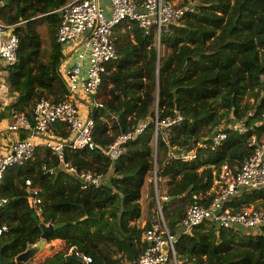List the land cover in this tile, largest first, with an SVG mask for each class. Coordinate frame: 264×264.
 Here are the masks:
<instances>
[{
  "label": "trees",
  "instance_id": "1",
  "mask_svg": "<svg viewBox=\"0 0 264 264\" xmlns=\"http://www.w3.org/2000/svg\"><path fill=\"white\" fill-rule=\"evenodd\" d=\"M71 1L1 0L3 23H26L15 28L19 62L5 68L10 92L17 96L8 105L0 103V122L19 115L32 120L43 99L69 100L61 75L65 54L56 32L58 11ZM178 5L195 10L162 32L165 55L155 36H145L137 24L117 28L119 56L103 76L97 97L103 108L89 110L94 141L102 148L145 122L147 130L115 162L99 150L65 151L64 161L77 172L102 175L101 188L83 190L78 176L49 150L36 149L27 166L7 170L0 183V199L9 200L1 216L8 232L0 237V264H21L16 258L40 242L42 225L49 224L64 225L48 243L61 240L65 247L41 264H86L68 260L72 247L91 258L90 264H134L147 247L146 231L158 220V201L176 238L178 264H264V228L222 229L207 223L188 234L181 229L193 196L212 189L214 174L253 155L248 136L255 132L259 143L264 141V0H180ZM42 22L48 31L44 41ZM156 114L160 121L177 114L184 121L169 140L160 132L155 149ZM243 120L251 131L241 136L229 126ZM219 129L228 133L222 147L198 149L192 162L176 158L199 143L210 144ZM56 130L64 140L70 137L66 125ZM43 167L56 173L44 174ZM27 178L42 193L40 217L29 206L23 188ZM144 196L147 217L141 227ZM231 206L264 209V188L243 190Z\"/></svg>",
  "mask_w": 264,
  "mask_h": 264
},
{
  "label": "built area",
  "instance_id": "2",
  "mask_svg": "<svg viewBox=\"0 0 264 264\" xmlns=\"http://www.w3.org/2000/svg\"><path fill=\"white\" fill-rule=\"evenodd\" d=\"M1 7L0 0V9ZM194 10L193 6L180 7L168 0H108L107 5L103 0H72L63 6L58 11L60 25L56 32V40L63 47L65 54L61 75L70 98L62 103L41 100L34 109L32 120L23 115L16 117V122L10 130L27 132L31 139L10 144L8 150L0 155V183L10 168L25 167L33 161L37 149L34 140L41 138L44 140V147L59 158L63 167L78 176L83 190L101 188L102 175L77 172L64 161L66 149L74 152L99 150L115 162L129 153L128 144L147 130L149 122L143 123L132 132L121 134L111 145L102 148L94 141V120L90 116L84 119L80 114L78 98L88 96L92 98L93 108H103L97 97L103 76L119 56L116 35L118 27L126 23H135L145 36L154 35L160 46L162 32ZM25 23L7 26L0 19V63L4 68L13 67L19 62V38L15 28ZM249 115L253 116L252 113ZM183 121L184 117L180 114L162 121L156 114L154 118L156 141L160 132H163L165 140H169L174 128L180 126ZM58 124L67 126L70 133L68 140L55 137ZM260 126L261 123L256 124L257 128ZM229 127L241 136L251 131L244 120ZM227 139V130L219 129L210 144L199 143L193 150L176 158L192 162L197 158L198 149L216 150L222 147ZM247 142L255 149L253 155L241 166L224 165L214 174L212 189L206 194L193 196L194 204L188 208L181 223L184 234L191 233L207 223L215 224L222 229L240 228L250 231L264 228V209L244 208L236 211L235 207L231 206L233 199L243 190L264 188V141L259 143V136L254 132L248 136ZM43 173L54 175L56 171L43 167ZM23 188L28 195L29 206L40 217L39 207L42 205L40 189L31 178L25 180ZM8 202V199H0V237L8 232V227L1 222L3 210ZM157 215L158 220L145 234L147 247L134 264H178L176 238L168 229L159 201ZM77 250V247H72L69 255L79 257L86 264L92 262L91 258L80 255Z\"/></svg>",
  "mask_w": 264,
  "mask_h": 264
},
{
  "label": "crops",
  "instance_id": "3",
  "mask_svg": "<svg viewBox=\"0 0 264 264\" xmlns=\"http://www.w3.org/2000/svg\"><path fill=\"white\" fill-rule=\"evenodd\" d=\"M103 2L106 5L108 4V0H103ZM0 69L5 72V68H4V66L1 63H0ZM8 91L1 90V92H0V103H2L4 105H8L11 102H14L15 99H16V96H17L13 92L9 91L10 98L7 99V98L3 97L2 94L5 93V95H6V93H8ZM6 97H8V96L6 95ZM91 103H92V98H90L88 96H82L81 98H78L77 105H78V107L80 109V114H81L82 118L85 119V118H87L89 116V114H90L89 110L92 107ZM15 122H16V118L12 119L10 117L8 119L4 120L3 122H0V155L8 150V147H9L10 144H12L14 142H17V141H23V140H30L31 139L30 134L27 133V132H24V131L13 132V131L10 130V127L12 125H14ZM55 137L58 138V139H63V137L58 133V130H56V129H55ZM34 142H35V144L37 146V150H42V151L47 150L44 147V140L43 139L36 138L34 140ZM54 241H61V240H54ZM60 251H58V252H60ZM54 255H51V256H54Z\"/></svg>",
  "mask_w": 264,
  "mask_h": 264
},
{
  "label": "rangeland",
  "instance_id": "4",
  "mask_svg": "<svg viewBox=\"0 0 264 264\" xmlns=\"http://www.w3.org/2000/svg\"><path fill=\"white\" fill-rule=\"evenodd\" d=\"M180 0L174 1L175 4H179ZM40 34L42 37V40H47L48 39V31L46 25L42 22V26L40 27ZM157 49L160 52V54L165 55L166 50H164L161 45L159 46V43L157 42ZM8 74L7 71H3L0 69V92L1 90H6V91H11L12 89L8 86V80H7ZM6 93L8 97H6L5 93H3V97L9 99L10 94ZM152 144L154 145L155 149L157 148V141L156 138L152 141ZM21 185V184H20ZM147 201H146V196H144L142 200V207H143V219L139 222V225L141 227H144L146 225V213H147ZM189 208V207H188ZM187 208V210H188ZM186 210V212H187ZM65 247V242L64 241H52L51 243L48 244L47 242V247L39 254L34 260L33 263L35 264H40L44 261L46 257H49L51 255L56 254L58 251L63 250Z\"/></svg>",
  "mask_w": 264,
  "mask_h": 264
},
{
  "label": "water",
  "instance_id": "5",
  "mask_svg": "<svg viewBox=\"0 0 264 264\" xmlns=\"http://www.w3.org/2000/svg\"><path fill=\"white\" fill-rule=\"evenodd\" d=\"M64 225H42L43 230V236L40 240V242L37 245L29 247L23 254L18 256L16 258L17 263L21 264H33V260L47 247V242L50 234H52L54 231H57L61 228H63ZM78 260L81 261V259L75 255L69 256L68 260Z\"/></svg>",
  "mask_w": 264,
  "mask_h": 264
}]
</instances>
